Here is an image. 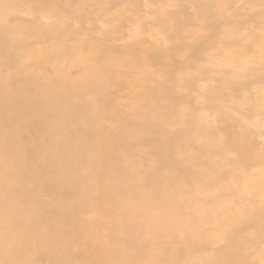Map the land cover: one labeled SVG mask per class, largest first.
I'll return each mask as SVG.
<instances>
[{"label": "rangeland", "instance_id": "374dc122", "mask_svg": "<svg viewBox=\"0 0 264 264\" xmlns=\"http://www.w3.org/2000/svg\"><path fill=\"white\" fill-rule=\"evenodd\" d=\"M36 190L0 264H264V0H0L3 227Z\"/></svg>", "mask_w": 264, "mask_h": 264}, {"label": "bare ground", "instance_id": "6f19581e", "mask_svg": "<svg viewBox=\"0 0 264 264\" xmlns=\"http://www.w3.org/2000/svg\"><path fill=\"white\" fill-rule=\"evenodd\" d=\"M7 99H8V97H7ZM129 166L130 165H128V167ZM128 167H126V168H120V167L119 168H117V167L114 168V171L118 172V173L114 174V177H113L114 180L124 179L126 181V178H129L127 180L130 181L132 176L127 175L128 173L126 172V169ZM27 183H30V185L32 187L34 186V182L32 180H30V179L27 181ZM117 191H118L117 196H121L122 194H120V190H117ZM37 192H38V190L34 191V193H36V196H35L36 198H31V199L29 198L30 199L29 205L23 211V213L25 212V217H23V218H18L17 217V210L19 209V207L16 205V207L12 208V211L15 212V213L13 214V216H12L13 218L9 222L11 224V226L9 228L3 227V223L5 221L4 217H2V219L0 220V240H1V236H2V229L5 230L6 236L11 235L12 232H15L17 236H20V238L24 240V244L21 246V248L19 249V251L17 253H25V252H28V251H32L33 249H29V243H28L29 241H33V246H34V243L36 241H42L41 238L37 237L35 232L32 231V228L30 229V226L28 228H25V225L27 223V222H25V220L28 221L33 216V215L28 214L27 211H29V210L38 211L39 209H41L40 208L41 206L38 207V206H36V204H32V201H36L38 199V196H39L40 193H37ZM90 199L91 198H89V199L84 201L83 198L80 197L79 201H78V204H76L74 206L73 202H72V203H70L68 209L71 210V211L78 210L79 207H83L84 204H86ZM114 202H118V201L115 200ZM119 204H121V203L119 202ZM48 214L49 213L46 212L45 215H43V216L51 217V215L50 214L48 215ZM41 216L38 217V219L40 220L39 222H36V220L34 222H31V227H33V229H36L34 227H38L41 224V218H43V216L42 217ZM51 220H52V218H51ZM65 222H66L65 220L61 219L56 224H54V229L62 227ZM125 223L130 225L129 224V219L126 220ZM107 227H108V224H107ZM130 227H131V225H130ZM113 228H116V227H113ZM116 229L121 234V231L118 228H116ZM123 235L128 236L129 238H131V240H133L136 243V245H139V241H137V238L133 237L130 228H128L127 231L123 233ZM122 239H125V238H122ZM4 240H5V238H4ZM118 246H121L123 252L119 251L117 249ZM1 247H2V243H0V257L6 255V252L3 249H1ZM125 247L126 246L124 245V243L117 242V241H113V242H111L108 245V249L111 252H112V249L115 250L117 255H118V258H116V264H119V263H117L118 260H122L123 261V260L128 258V257H126L125 259L123 258V257H125L124 255H126L128 253L126 251ZM65 254H66V252H65Z\"/></svg>", "mask_w": 264, "mask_h": 264}]
</instances>
